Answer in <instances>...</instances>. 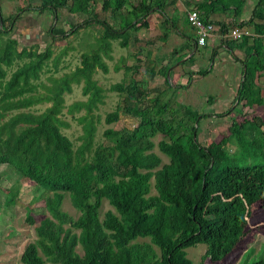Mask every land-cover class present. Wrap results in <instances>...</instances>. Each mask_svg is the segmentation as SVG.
<instances>
[{
	"label": "trees",
	"instance_id": "16d2710c",
	"mask_svg": "<svg viewBox=\"0 0 264 264\" xmlns=\"http://www.w3.org/2000/svg\"><path fill=\"white\" fill-rule=\"evenodd\" d=\"M41 1L39 12L68 8L86 16L66 36L52 28L54 40L58 33L69 39L95 23L104 31L98 47L82 54L80 65L70 72V63L64 73L59 68L68 47L55 58L51 47L17 51L18 42L11 39L3 48L4 56L13 52L8 68L14 70L0 80V166L34 183L33 192L47 213L35 227L36 239L24 249L21 264H192L187 250L198 245L207 246L204 259L211 263L227 259L247 238L254 207L261 203L264 209V132L249 134L251 125L261 129L264 121H235L227 137L206 147L200 140L201 123L212 115L162 98L175 63L157 72L165 79L164 90L146 89L138 79L143 75L142 54L151 57L148 47L167 41L170 33L164 31L151 41L138 39L137 33L149 28L151 14L164 15L177 0H102L100 12L107 16L103 20L95 13L97 0ZM187 5L206 23H212L209 16L219 7L232 11V19L244 9L243 0ZM19 13L8 19L0 13V37L12 31ZM217 26H222L221 35L237 27L250 34L225 41L231 52L243 54L245 77L234 102L237 107L216 118L228 117L240 105L264 106V0H257L250 22L234 19ZM114 41L129 49V57L137 62L130 65L122 56L115 65L124 78L110 91L118 93L120 101L105 122L119 123L125 115L137 126L108 128L99 135L98 110L106 90L96 76L99 71L110 73ZM180 52L177 48L172 56ZM75 86H82L85 100L67 105ZM151 92L155 95L150 99ZM67 116L82 127L83 135L76 140L66 133L71 126ZM158 135L162 139L156 144ZM157 146L168 162L154 152ZM10 194L14 201L17 193ZM66 194L79 212L77 218L63 209ZM105 202L112 209L102 214ZM26 221L36 225L31 214ZM253 264H264V257Z\"/></svg>",
	"mask_w": 264,
	"mask_h": 264
},
{
	"label": "rangeland",
	"instance_id": "374dc122",
	"mask_svg": "<svg viewBox=\"0 0 264 264\" xmlns=\"http://www.w3.org/2000/svg\"><path fill=\"white\" fill-rule=\"evenodd\" d=\"M98 1V10L95 13L99 14V18L101 20L105 19L107 16L103 15L101 10V1ZM11 3V0H9ZM190 2V0H177L176 5L174 4L171 9H167L168 17L172 15V11H178L182 12L183 14H187L188 11H192L193 7L188 6L186 3ZM193 4V2L191 3ZM12 7H16L14 4H10ZM22 6L25 8H22L23 10V16L25 18H20V20L17 21L18 27H16L8 33L9 35L0 37V80L3 79L5 76V73L8 72L9 77L11 76V73L13 72L14 68L9 70L10 61L13 56V52H7L4 56L3 48L6 45V43L11 40H16L18 42L17 45V51H21L24 48L29 50L30 52L34 53L38 50L44 51L47 47H51V49L54 52L53 58L59 56V54L62 52L64 48H69L70 50L67 52V54L64 56L62 64L60 65V70L63 72V67L65 64L70 63L69 68L66 72L73 71L76 66L80 65L82 58L81 55L84 53H88L91 51V48L98 47L99 41L98 38L100 35L103 34L104 28L101 24L95 23L91 25L88 29H83L74 35L70 36L69 39H66L65 37L59 36L54 40L51 35H49L50 31V24L45 25L40 22V18L38 16V13L34 7H31L28 9L29 1L25 0L22 1ZM175 6V7H174ZM20 10V9H19ZM31 10L32 13L29 11ZM102 11V10H101ZM47 16H51V12L45 11ZM100 12V13H99ZM58 17L56 21L57 29L59 30H65V32L69 33L71 27H73L75 24H78L86 19V16H84L81 13H72L70 12V9L64 8L61 9V11H58ZM179 13V12H178ZM22 14V13H19ZM62 14V15H61ZM180 14V13H179ZM16 15V14H15ZM155 15L159 16L161 18V24L159 22V30H153L152 28L150 31L142 30L138 33L139 37L141 36H150L151 38L156 37L159 35H163L164 31H169V33H172L173 35L177 36L178 31L180 29V26L182 25L179 20H176L175 18L169 19L171 20L170 23H164L165 19L163 14L161 13H155ZM36 19L35 17H38V25L37 22L33 21L31 24L27 20L29 18ZM6 19V17H5ZM111 22H114L113 19H109ZM149 20V18H148ZM42 21V20H41ZM152 21V20H151ZM21 24V25H20ZM37 25L38 30L36 31L37 26H31V25ZM181 24V25H180ZM29 25V26H28ZM28 26V27H27ZM21 29V30H18ZM161 29V30H160ZM18 30V31H17ZM144 33V34H141ZM190 33L189 36H192L191 31L187 32ZM30 35V38L27 39L25 35ZM40 35L38 39L34 37V35ZM197 35V34H196ZM69 37V36H67ZM198 39V36H196ZM147 40V37L145 38ZM156 39V38H155ZM154 40V39H152ZM166 42V41H164ZM114 60L111 62H108L110 73L107 75L102 74L101 71L98 72V75L96 76V79L99 80V83L103 86V88L106 90L105 92V103L104 105H100L98 114L101 115V124L99 125V131L98 134L100 135L108 128H120L121 126H126L128 128H134L137 126V122L134 119H129L125 115H122L121 120L119 123H115L113 125H107L105 122L106 116L108 113H112L117 109L118 103L120 101L118 93L111 92L110 89L116 84H119L121 80L124 78V71H116L115 65L119 64V62L123 57H126V62L130 65L137 62L134 60V58L129 57V49H122L119 44L114 41ZM163 42H161L160 47ZM159 43H154L153 46L148 47V50L153 51L155 53ZM156 47V48H155ZM151 48V49H150ZM164 49V48H163ZM162 47L159 50L161 53L163 51ZM2 53V54H1ZM207 55L206 49L204 47H199L197 50L195 57H194V63H197L198 61L201 62L202 69L204 68H210L212 66V61L210 63L206 62L208 58H210L214 52L209 56L204 58V55ZM6 57V58H5ZM213 57V56H212ZM151 60L149 61L147 59L146 51L142 54L140 57L142 61V70L143 75L138 76L139 80H143L146 83V89H156L159 88L158 85L161 87V83H164V80L162 76H160V81L155 79L149 78V68H153V70L157 69L159 67V61L160 58L154 62L153 56L150 57ZM158 58V57H157ZM231 59V57L229 56ZM185 60L183 58L182 60L174 65L177 66L178 64L182 63ZM213 60V59H212ZM205 61V62H204ZM204 62V63H203ZM187 64V63H184ZM181 64V65H184ZM180 65V66H181ZM225 68L226 72V79H229V67L226 66ZM11 72V73H10ZM174 74V73H173ZM171 74L170 79L168 78V82L170 85L171 91H177L175 90V87L178 86L177 82L175 81L174 75ZM4 76V77H3ZM8 78V76H6ZM202 79L196 80L195 83L192 84V91H184L188 95V99L191 100V102H186L184 98H182V93H180L178 96H172L169 92L164 93L163 100L171 102H178L182 106H189L192 107V109L198 111L199 113L203 114H219L220 112L228 111L229 106H231V102L229 105V100H222V98L227 96L226 93H218L217 91H212L213 88H216V84H212V80H216V77H208L211 79H205L204 77H201ZM167 88L166 86H164ZM164 87L162 89L164 90ZM228 88V85H227ZM155 95V92L150 93V99L153 98ZM212 96L215 100L214 102H211L208 104L205 99ZM201 99V100H200ZM79 100H85L82 94V86H75L73 94L67 97V105H71L72 103L79 101ZM219 100V101H217ZM199 103V106L195 104V102ZM199 101V102H198ZM216 102H218L216 104ZM229 105V106H228ZM236 105V104H235ZM233 106V105H232ZM235 107V106H234ZM242 107V105L239 106L241 109V112L239 109H237L235 116L236 118L231 117H225V118H209L206 120V122L201 123V127L203 128V133L200 135V140L202 145L209 146L213 142H220L224 137H227L229 135V128L233 124V122L238 123H244L245 121H252L256 118H261L264 121V106H254L251 109L247 106ZM247 107V108H246ZM41 111L43 108L40 109ZM232 113V112H231ZM66 120H69L70 122V128L66 132L67 135L73 139H77L80 135H83L82 127L79 125L77 121H73L72 118H65ZM2 121L0 120V127H2L3 124H1ZM260 132H264V126L260 129L256 125H251L249 128V134H259ZM162 139L161 135H158L154 141L156 144ZM155 153H157L164 161L168 162V158L164 156L158 149V146L154 150ZM264 163V161H262ZM0 184L2 185V189H0V217H3L2 220H0V264H21V255L23 254L24 249L26 246L34 241L36 239L35 235V227L47 216V213L44 208V202L42 200H37L35 194H34V183H31L27 179L20 176L19 173L14 174L8 167L0 166ZM16 192V197L13 201L10 192ZM14 194V193H13ZM63 209L68 212L70 215H72L74 218H77L79 216V212L72 206L71 204V195L66 194V198L64 201ZM112 209L108 203H104L102 214H104L106 211ZM13 214V215H12ZM28 214H31L35 221L36 225H29L26 221V217ZM103 216V215H102ZM79 248V247H78ZM207 251L206 245H198L193 248H189L187 250L188 258L192 261V264H253L256 261L261 260L264 257V209L262 207V204H257L253 209V217L250 220V225L248 228V235L245 240H243L237 249L224 261L219 263H211L208 259L205 260L204 256ZM77 252L81 253V249H77Z\"/></svg>",
	"mask_w": 264,
	"mask_h": 264
},
{
	"label": "crops",
	"instance_id": "0c3cea01",
	"mask_svg": "<svg viewBox=\"0 0 264 264\" xmlns=\"http://www.w3.org/2000/svg\"><path fill=\"white\" fill-rule=\"evenodd\" d=\"M22 1H25V0H11V3L18 7V8H16V7H12L10 5L11 3L9 2V0H0V13H1V15L4 18L6 17V19H8L9 17H12L15 14L19 13V9L25 8L22 6ZM28 1H29L28 9L36 6L34 8L36 9L38 16L41 17L39 24L42 23V24H45L46 26L50 24V26H51L50 30L54 27L57 28L56 27L57 26L56 21H58L57 20V17H58L57 12L61 11V10H58V11L53 10L52 11L50 8H48L45 11L51 12L50 13L51 16H47L45 11H44V13L38 11L39 10L38 8L42 7V1L41 0H38V1L37 0H28ZM243 1H244V9H243L242 14L238 18H234L236 23H239V24L247 23V22L251 21V18H253L254 8H255L256 3H257V0H243ZM192 2H193V4H195V3L199 2V0H190V2H187V3H192ZM175 5H176V3H175ZM172 6H169L166 8L163 16H165L167 19L175 18L176 20H179L182 25L180 24L181 26H180V29L178 31L177 36L170 33L166 42L161 41V40L154 42V43H159V45H158L155 53H153V52L151 53V55L153 56L152 60H154V62L156 61V59L158 60L160 58V60H158L159 61V63H158L159 67L157 69H155V72L152 73L153 68H149V73H150L149 78L151 80L156 78L158 81H160L161 75H160V73H157L160 70V68L167 67V66L174 64V63H175L174 65H176L178 63L176 59L180 58V55L187 53L186 56L184 57L185 60L182 63L178 64L175 67L174 66L171 67L172 71H170V76H171V74L174 73L173 75H174L175 81L177 82V85H178L175 87V90H177V91H174V90L171 91L170 89H167L166 93L169 92L172 96H175V95L178 96L180 93H182V98H184L186 102H191V100H189L187 97L188 95L184 91H188V92L192 91V84L195 83L196 80L202 79L201 77H204L205 79H208V80L211 79L208 77H216V80L211 81L212 84L214 82V84H216V86H217L216 88H213L212 91H217L218 93H220V92L226 93L227 96L226 97L224 96L222 98V100L228 99L229 105L231 102V106L228 105L229 110L236 108L238 105V102L236 103V105L234 104V102L236 99V95L239 91V88H240V86L244 80L243 79V70H244L243 68H244V66L241 63V60L243 59V54L240 51H236L233 53L228 49V46L225 44V41L227 39H230V38H222L221 37L222 26H217V23H219V22L220 23H230V21H233L234 19H232V17H233L232 11L224 10V9L219 7L214 11V13L211 16H209L210 21H212L213 25L215 26V33L213 34L212 37H209L207 44L205 46H199L197 44L198 39L196 37V36H198L197 30L194 29L188 22L187 16H188V13L190 11H188L187 14H183V15H182V12H180V10L172 11L171 12L172 15L168 17L169 11H167V9L168 10H169V8L171 9ZM29 12L32 13L33 11L31 12V10H30ZM18 15H21L20 18L23 17L26 19V17L23 16V12H22V14H18ZM20 18L18 20H20ZM35 18L36 19H32L30 17L27 20L30 22V24L33 21H35V23L37 22V25H38V19L39 18L38 17H35ZM255 21L258 22L259 24L262 23L260 20L259 21L255 20ZM159 22H160V24L162 23L161 18L155 14H151V16L149 17V28L146 30L147 31L151 30V28L153 27L152 23H153V25H155L153 27V30H159ZM16 25L18 27L17 22L13 26H11L9 28V30H11V29L13 30L16 27ZM37 25L33 24L31 26H37ZM18 30H21V29H18ZM37 30H38V26L36 27V31ZM58 30H59V28H58ZM142 30H145V29H142ZM142 30H140V31H142ZM59 31H61V30H59ZM190 31H191L192 36H189L190 33H187ZM62 32H65V30H62ZM138 33H137V38L140 40H146L145 39L146 37H147V41H151L152 39L155 40V38L157 40L159 38L158 36H156L154 38L153 37L151 38L150 36L139 37ZM141 34H144V33H141ZM66 35H67V32L65 33V36ZM57 36L63 37L62 34H60V33H58ZM159 36H161V35H159ZM25 37L27 39H29L30 35L26 34ZM34 37H36V39H38L40 37V35L35 34ZM161 42H163V44H162L163 46H161V47H162V49L163 48L164 49L160 53L159 50L161 49V47H160ZM199 47H204V49H206L207 55L205 54L204 58L209 57L214 52V54L212 55L213 57L211 56L206 61L208 63H210L212 61L213 64L210 68L202 69L201 67L203 64L199 61L197 63H194V57H195V54H196L197 50L199 49ZM177 48H178V50H181L182 52L177 53L176 57H174V56H172V54ZM187 49L188 50L191 49V51L190 50L188 51ZM34 53H35V51H34ZM229 56L231 57V59L229 58ZM147 59L149 61L151 60L149 55H147ZM189 59H191V60L187 64H184ZM237 59H239V60H237ZM181 64H184V65H181ZM227 65L230 66L229 70H228L229 79H226V76H225L226 72H227L225 70V68H227L226 67ZM204 72H206V75H201V73H204ZM153 74H155V75L153 76V78H151ZM260 76L262 78H264V73H261ZM163 80L165 81L164 78H163ZM164 83H161V85H163L162 87L165 86ZM227 85H228V88H227ZM158 86H159V88L162 89V87L160 85H158ZM164 89H166V88L164 87ZM205 100L208 104H210L211 102H214L215 99L212 96H210ZM217 101H219V100H217ZM217 103L218 102H216V104ZM195 104H197V106H199V103H197V101L195 102ZM242 107L245 108L243 105H242ZM237 109H239L241 112V109L239 107ZM237 109L235 110V112L237 111ZM226 112L227 111L220 112L219 114H207V115H212L209 118H211V117L216 118L217 115H220V114H223ZM235 112L233 111L229 117L233 116V118H236V116L234 114ZM236 113H239V112H236ZM2 218L3 217H0V220H2Z\"/></svg>",
	"mask_w": 264,
	"mask_h": 264
},
{
	"label": "built area",
	"instance_id": "2783aa9c",
	"mask_svg": "<svg viewBox=\"0 0 264 264\" xmlns=\"http://www.w3.org/2000/svg\"><path fill=\"white\" fill-rule=\"evenodd\" d=\"M200 13L196 10H192L188 13L189 24L197 30L199 46H205L209 37H212L215 33V26L212 23H206L201 17ZM250 32L242 31L239 27L234 28L229 34L221 35L222 38H230L232 40H238L243 35H249ZM264 37V36H263Z\"/></svg>",
	"mask_w": 264,
	"mask_h": 264
},
{
	"label": "water",
	"instance_id": "95a60500",
	"mask_svg": "<svg viewBox=\"0 0 264 264\" xmlns=\"http://www.w3.org/2000/svg\"><path fill=\"white\" fill-rule=\"evenodd\" d=\"M170 71H172V68L169 70V72H168V77L170 78ZM245 72H246V69H245ZM244 77H245V73L243 74V79H244ZM196 139V138H195Z\"/></svg>",
	"mask_w": 264,
	"mask_h": 264
}]
</instances>
